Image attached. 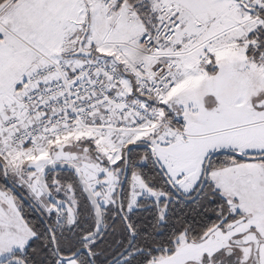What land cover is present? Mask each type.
I'll use <instances>...</instances> for the list:
<instances>
[{
	"label": "snow or ice",
	"instance_id": "snow-or-ice-1",
	"mask_svg": "<svg viewBox=\"0 0 264 264\" xmlns=\"http://www.w3.org/2000/svg\"><path fill=\"white\" fill-rule=\"evenodd\" d=\"M0 264H264V0H0Z\"/></svg>",
	"mask_w": 264,
	"mask_h": 264
}]
</instances>
